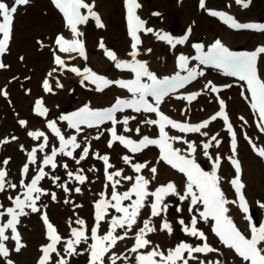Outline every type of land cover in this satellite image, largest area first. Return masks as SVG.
<instances>
[{
    "label": "bare ground",
    "instance_id": "bare-ground-1",
    "mask_svg": "<svg viewBox=\"0 0 264 264\" xmlns=\"http://www.w3.org/2000/svg\"><path fill=\"white\" fill-rule=\"evenodd\" d=\"M3 1L8 3L12 2V0ZM159 1L166 4L168 0ZM207 1H210V4H213L212 6L220 2V0ZM46 2V0H30V5L27 4L20 8L25 9L22 15H20L19 11L15 14L13 22L14 33L8 47V49L14 47V52H12L11 57L6 62L10 64L9 68L6 70L2 68L0 70V88L10 92L13 96L11 102H14V108L18 109L22 120L26 122L21 132L15 129V123L8 119L11 111L5 108L0 109V167L7 168L5 189L2 191L3 198L1 199V203L5 201L6 195H8L11 201H14L17 196L20 197L24 193L25 184L29 176L40 168L41 160L47 156L53 147H57L60 144L59 137L52 135L51 129L48 127L50 122H54L66 137L74 133L68 126V121L64 120L63 117L67 116L64 110L65 108L73 109L75 107L74 104L77 103L76 98H79L81 102H87L95 107H99L108 105L114 99L123 96L125 93L124 88L115 86L105 90H97L83 78V75L74 74L70 71L61 73L53 71L57 66L53 62L52 56H49V52L55 50L57 44L55 43L56 39L53 42H49L45 29L47 31L51 29L58 30L57 33L68 29V34L70 36L73 34L55 14L46 10ZM85 2L93 6L92 10L100 12L101 21L105 18L108 27L106 28V33L104 30H98L97 43L94 41L95 38L90 35L91 26L95 22L89 20L82 26L83 35L80 41L84 45L85 56H81L79 52H75V55L69 57L70 67L80 66L81 68H89L92 66V61L89 56L90 48H99L100 43L103 42L105 49L108 50L109 48L107 46L112 41L109 38V32H112V29H114L115 39V47L112 48L113 51L119 55L126 53L129 56V36L127 34L123 37V34L117 35V32H115L117 29L109 23L110 15H113L115 8V1L112 4L107 2V0H85ZM222 2L226 3L228 11L234 15L235 19L248 21L252 20V17L258 14L255 12L258 7L257 0H251L252 7L249 9H246L250 6L247 0H245L248 5L247 7L232 0H223ZM260 3L261 8L264 10V0L260 1ZM208 9L209 6L206 5L205 8L199 7L197 12L201 14L202 11ZM193 10L194 0H184L181 5L182 17L184 18L183 23L186 25H194L195 28L202 27L207 35L206 44L212 42L216 36L224 44L231 47L242 42L248 43L250 46H264V38L261 37L259 41L253 40L250 37L251 32H234L226 26L219 24H217L216 30H212L213 24L203 23V18H200L198 22L192 21L191 14ZM139 13L145 15L146 8L140 7ZM146 22L148 25L153 24V21L150 19ZM118 23L120 25V19ZM144 38H146V35ZM35 39H37L39 47L35 45ZM161 41V39L156 37V42ZM148 47H150V59L146 60V62L147 69L151 73L156 72L160 76H164L171 73L187 71L192 65V59L185 52L175 57L173 62L168 65L167 56L160 53L159 45L156 47L153 42H150ZM182 47L184 49L189 48L190 42H186ZM141 48L140 53L144 55L145 44L143 45L142 43ZM181 55L187 57L190 62V66L185 70H182L179 66V57ZM93 56L98 57L97 54H93ZM99 61L102 67H104L102 69L101 67L98 68L99 71L109 69L110 76L114 79H121L123 73L115 69L116 62L111 64L105 58V50L104 56L102 59L100 57ZM258 71L264 77V54L258 57ZM32 72H35L33 75L34 80L33 77L31 78ZM200 73L202 75H199L198 80L188 85L179 93L167 97L162 104V108L171 117L181 122H186L189 125L209 121L210 117L219 110V105L216 97L210 92V87L207 88V85L211 81L228 84V89L223 93V96L227 100L231 119L237 125L236 152L232 153L230 149L232 139L224 132L219 120L209 122L208 126L201 129L200 132H189L188 134L172 132L171 137L177 139H172L171 143L175 148L180 150L181 154L188 155V153H191L196 160L201 161L205 165L210 164L216 157L223 159L218 171L220 178L219 187L229 201H235V203L226 205L228 208L227 215L239 230L245 231L251 223L250 213L264 217V207H262L264 205V164L252 152L248 142L242 139L241 132H247L259 145H264V133H261L255 127L253 123L255 116L249 109V103L241 97L239 92L237 93L231 78L222 77L219 73L206 69H203ZM23 74L27 76V79L21 83L28 98H26L27 100L16 90V83L11 79L13 75H17L19 78ZM45 80L50 83L52 91H44L43 82ZM39 81L40 87L38 86ZM72 87L76 88L74 96L71 94ZM198 90H202V95H199L197 99L189 102L187 100L188 94ZM245 94L247 95L246 91ZM29 98L32 99L29 100ZM39 99L41 100L42 107L47 109L45 116H40L35 111V106ZM125 118H128L127 125L122 123ZM148 120H154V117L152 115L125 113L117 119V135L132 141L155 136L156 127L153 124L147 123L146 121ZM245 121L247 123L243 124ZM125 128L129 130L125 131ZM105 129L103 127L97 130L105 132ZM33 131H40L45 134L47 137V144L45 146L43 145L44 137L34 139L28 134ZM11 133L13 134L12 138L15 142H22L28 145L30 149L41 145L39 149L35 148L36 158L38 159L36 163L29 164L22 157L21 153L14 151V144H12V140L10 139ZM202 133H206V135ZM212 136H216V141H219V146H216V141H212V146L207 150L208 154L205 155L203 145L208 143ZM8 137L9 141L7 144ZM75 138L79 147L73 149L75 153L74 158L70 160L69 158H65L64 153H61L58 166L55 169L52 167L45 169V177L47 178L45 180L43 179V181L45 182L50 177L53 183L48 182V185L43 188V181L40 184L42 192L35 195L39 197L36 200V207L39 211L33 212L31 208H27L25 209L27 215H23V218L19 221L20 239L23 241V247L19 251L15 250L16 241L12 239V233L8 230L6 235L9 239L2 241V243L8 248L9 255L7 257L0 256V264H8L9 261L12 264L38 263L40 257L43 255L41 249L51 242L48 239V232L43 219L44 214H47L50 220L57 225L60 232L59 236L61 237V241L56 245L57 252L60 255L57 256L56 253H52L48 264H58L61 257L67 261V264H91V259L89 258L90 246L95 243L91 239L92 230L96 228L97 235L102 237L111 230V220L122 217L123 215L122 213H117L114 208L108 207L107 210L109 212L99 221L97 228L96 204L101 201H110L114 204L115 201L111 200L113 191L119 194L130 191L135 185L136 178L139 176H143L149 181L147 186L149 193L155 192L157 188L166 186L169 182H172L175 184L177 192L181 195L184 194L187 180L173 168L165 165L153 148H147L139 154H131L118 142L112 143L111 147H109L106 143V141L110 140L108 133L104 135L102 140H97L90 130L77 132ZM190 143L195 146V152H192L189 148L188 145ZM86 145H91V150L86 157H83L84 147ZM68 150H72V147L70 146ZM26 151L27 149H24L23 154ZM97 154L99 157L108 156L109 164L112 167H106L103 159L98 158ZM228 155H233L241 162L239 179L244 185L243 192L248 207L247 213L238 208V201L231 187V179L236 178L237 173L226 162L225 157ZM125 156L129 157L130 162L124 161L123 157ZM5 160L8 161L7 164L3 163ZM20 163L22 164L21 170L24 165H29L30 173L27 178H23L21 173L17 175L14 170V166ZM136 164H144L146 166L137 173L133 167ZM153 167L156 168L155 174L151 172ZM117 171L121 172V176H115V172ZM209 172H211V167ZM68 173H73L75 177L76 175L84 176L86 178L85 182L81 184L75 177L70 178ZM108 175L113 176L112 181L108 180ZM126 177H132V179L129 180ZM115 181L119 183L113 188ZM11 185H15V187L13 188ZM65 187L68 191H65ZM73 187L74 190L79 188L80 192H74ZM71 190L76 195L74 201L70 198L73 195L70 192ZM53 194H55V199L52 198ZM136 198L133 195L130 200H125L122 203L125 206H130ZM154 200L155 197L152 195L146 197L144 206L141 208L139 216L137 217V222L132 226L131 230H128L127 226L116 230L114 235H123L125 238L118 240L114 248L107 252L103 257L104 264H112L113 256L117 257L115 264H138V256L147 255L153 250L164 252L167 255L168 250H174L180 243H188L193 247L200 245L204 241L190 236L183 231L185 226L190 227L193 216L197 218V228L204 232L207 243L215 251L206 254L193 253L194 258L192 259H188V254L185 253L184 257L188 259V264H202V262L203 264H216V262H219V264H245L232 249L227 248L217 239L212 231L210 220L205 222L199 217V211H201L200 204L192 207L190 212V197L189 199L181 201L178 195L169 194L163 200V204L168 206L167 211H161L160 215L153 217L151 215L150 205ZM8 205L11 204H5L1 210H4ZM3 218L5 219L6 217ZM78 220L84 221L83 226L77 223ZM180 220L184 221L183 225L180 224ZM145 221H150V227L155 229L154 231L147 232L145 235V239L150 241V243L137 252H132L131 249L136 243L135 237L139 234V230L143 227ZM164 221H167L171 225V234L166 230H162ZM73 229L84 230L88 239L87 242L82 241L79 245H75V253L68 255L65 251L66 241L70 239L74 240L72 236ZM157 246L159 247L157 248ZM156 259L159 260V257H156ZM179 264H181V261Z\"/></svg>",
    "mask_w": 264,
    "mask_h": 264
},
{
    "label": "snow or ice",
    "instance_id": "snow-or-ice-1",
    "mask_svg": "<svg viewBox=\"0 0 264 264\" xmlns=\"http://www.w3.org/2000/svg\"><path fill=\"white\" fill-rule=\"evenodd\" d=\"M29 2L30 0H14L13 6L10 7L8 3L0 0V36H2V39H0V55H3L7 50L11 38L13 18L14 14L17 12V7L27 5ZM236 2L238 4H243L244 7L248 6L245 0H236ZM53 3L63 14L66 25L74 37H79L82 35V33L78 31V25L86 23L90 16L95 20L98 27H104L100 16L92 11L93 6L86 3L85 0H53ZM126 4L128 31L133 41L131 44L133 51L130 53V55L135 58L137 55V47L141 43L138 33L141 31L152 32L153 30L145 28V22L141 20V18L136 14V10L140 8V4L137 2V0H126ZM201 7H204L203 0H201ZM81 9H87L88 14H82ZM155 15H158V13H155ZM210 15L218 16L230 27L236 29L243 28L264 32V24H240L237 23L231 16L222 12L213 11L210 12ZM156 35L159 39L165 40L173 47H175L177 44L185 43L188 38L187 36H184L181 39H174L167 34L161 33H156ZM55 43L59 46V50L61 52H79L81 56H85L84 45L79 39L68 40L64 36L60 35L57 37ZM195 47L198 52L202 53L201 45H196ZM100 48L105 50V53L110 60L116 62L117 68L128 69L135 73V80L129 82L118 81L116 83H118L122 88H127L134 95L139 94V99L133 101L118 99L114 107L105 111H92L85 107L79 112L74 113L72 116L63 117V119L67 120L72 128L79 131V126L81 124H86L87 126L92 127L98 126L106 120H110L115 125L117 121L114 114L125 107L132 108L136 112L143 110L145 112L156 113L159 117V120H148L146 122L149 124H158L160 133L159 139H149L148 137H144L139 143H136L130 139H126L123 136L117 135L115 127H113L111 130L112 139L113 141H119L134 153L142 150L148 145L158 146L161 151L160 159L180 173H183L187 178V183L183 195L177 192L176 186L172 182H169L166 186L157 188L155 192L149 193L147 191L149 181L143 176H139L136 178L135 185L130 189V191H126L123 194L113 191L111 200L115 201L114 204H112L110 201H101L100 203H97L95 206L97 209V228L99 226V221L103 219L108 207L114 208L117 213H122L123 215L122 217L113 218L111 220V230L102 237L97 235L96 228L92 230L91 238L95 241V243L90 246L91 264H103L104 255L110 250L111 247L115 246L118 240L125 238L123 235H114L117 227L124 228L127 226L128 230H131L132 226L137 222V217L139 216L141 208L144 206L146 197L149 195L155 197L154 202L150 205L151 215L155 217L160 215L161 211H167L168 206L163 204V200L169 194L178 195L181 201L189 199L190 197V212L192 207L196 206L197 204H202L203 210L199 211V217L205 222H208L209 220L214 221V227L212 228V231L224 246L233 249L234 252L242 259V261L245 262V264H264V246H261L264 245V225L260 226L259 228L253 225L251 228V238H246V236L237 229L232 219L227 215L228 208L226 205L229 203H235V201H229L219 187L220 178L217 175L216 170L219 169L220 158L216 157L213 165L214 170L212 172H206L200 167L199 164L196 163L194 158L184 156L181 154L180 150L174 149L170 141L177 138L169 137L165 131L166 126H171V128L178 129L181 132H200L201 129H204L208 126L210 121H205L194 126L175 122L168 116L160 113L158 108V105L163 97L169 95L171 92L176 91L178 88L183 87L185 83L195 79L197 75L196 71L188 70V75L185 77L176 76L171 79L159 80L154 74L148 71L146 63L139 61H135L133 63L119 61L113 51L105 49L103 42L100 43ZM259 54H264V47H260L257 52L237 54L229 51L219 41H216L215 45L207 55L201 54L197 57V59H199L203 64H214L218 68H223L227 74L238 76L241 81H245L247 88L251 93V108L254 112L259 114L261 121H264V80L260 79L256 69V61ZM179 61L180 68L185 70L187 68L188 58L181 55L179 57ZM55 63L61 67L65 66V61L59 56L55 57ZM4 67L5 65L0 63V68ZM70 70L77 73L78 75H82L78 68L73 67ZM53 71H55V69H53ZM85 73L86 75H84V79L95 84L97 86V90H103V88L113 83L112 81H109L104 77L92 72L90 69H85ZM200 74L202 75V73ZM49 75H51V73H49ZM144 76H146L151 81V84L141 83V77ZM208 87H210L212 92L219 91V89H217V87L214 85H208ZM44 88L47 91H51L47 80L44 82ZM4 94L7 95L6 92ZM149 95L155 98L157 106H153L147 102L145 97ZM195 98V95H190L187 97V100L191 102ZM219 103L221 111L216 115H213L211 120H216L218 117L224 120L225 124L227 125L228 132L232 134L231 148L232 152L235 153L237 147L236 134L233 131L232 125L229 122L226 111L224 110V101L220 100ZM35 111L38 115L45 116L47 109L42 107L41 102H37ZM241 119L243 118L241 117ZM20 123L25 125L26 122L21 121ZM122 123L127 125L128 118H125ZM245 123H247V121H245ZM259 126L262 128V130H264V124ZM48 127L52 129L55 135L60 139V152L67 156H72V152L65 151V149L68 146H71L73 149L79 147V144L76 143L75 136L71 137L70 139H65V137L62 136L59 130L56 128L54 122H50ZM128 130L129 129L125 128V131ZM137 131L139 130L137 129ZM28 134L34 139L44 137V143L47 144V137L43 132L33 131L29 132ZM202 134L206 135V133ZM212 141H216V136H212L211 140L203 145L205 155L208 154L207 150L212 146ZM249 142L251 143V141ZM188 146L192 152H195V146L193 144L190 143ZM216 146H219V141H216ZM109 147H111V143L109 144ZM253 149L256 150L255 145H253ZM56 154V151L53 150L51 156L46 157L43 163L45 165H51L52 168L55 169L56 164L54 163V160ZM257 154L264 158V148L258 149ZM87 155L88 151L85 149L83 152V157H86ZM30 156L32 162H35V150L31 152ZM97 156L98 158L103 159L106 167H112L109 164L108 156L99 157L98 154ZM209 158L211 159V157ZM123 159L125 162H130L128 156L123 157ZM231 162L237 172V177L231 181V184L234 186L236 194L239 198V207L245 213H247L248 207L242 192L244 185L239 179L240 165L239 162L234 159H232ZM3 163L7 164L8 161L5 160ZM145 166L146 165L136 164L133 167L134 170L139 173ZM65 167H67V165H65ZM23 171L25 173L28 171L27 166L24 167ZM151 172L155 174L156 168L153 167ZM6 175V171L0 170V191H4L5 189ZM68 175L72 176L73 174L68 173ZM44 176L45 173L43 170H41L39 175L31 180L30 186H27V191L24 193L25 199L22 200L19 196H17L13 201L15 208L9 207L6 209V213L10 219L6 224L0 225V256L7 257L9 255L8 248L4 245V243H2V241H7L9 239V237L5 234L7 229H11V232L13 233L12 239L16 241L15 250L19 251L20 248L23 247V245L20 243L19 233L17 232L16 228V225L19 223L18 217L20 215H27V213L24 211L26 206L30 207L33 212L39 211V209L36 207V200L39 197H34L33 194L42 192V189H40L37 185ZM115 176H121V172H115ZM107 178L109 181L113 180L112 175H108ZM75 179L83 184L86 178L82 175H76ZM126 179L130 180L132 177H126ZM117 183L119 182L115 181L113 183V188H115ZM11 187L14 188L15 185H11ZM65 191H68L66 187ZM75 191L80 192V189L76 188ZM133 195H135L137 198L132 201L131 205L123 206L122 202L125 200H130ZM52 198L55 199V194L52 195ZM262 207H264V205H262ZM2 215L3 213H0V216ZM43 219L47 225L48 239L51 241V243L41 249L43 256L40 259L39 264H48L52 253H56L57 256L60 255V253L57 252L56 245L61 241V237L57 233L55 227L48 221L46 214L43 216ZM77 223L83 226L84 221L78 220ZM197 223V218L193 216L191 218L190 227L185 226L183 231L190 236L197 237L201 241H204L202 246L193 247L188 243H180L174 250H168L167 255H165L164 252L153 250L147 255L138 256V264H178L179 261H182L183 264H188V259L194 258L192 255L193 253L206 254L215 251V249L208 245L204 232L197 228ZM180 224L183 225L184 221L180 220ZM154 230V228L150 227V221H145L143 223V227L139 230V234L135 237L136 243L131 251L137 252L139 249L146 247L150 241L145 239V235L147 232ZM162 230H166L169 234H171V225L167 221H164ZM72 236L74 237V240L70 239L66 241L65 251L68 255L75 253V245H79L82 241L87 242L88 239L84 230L73 229ZM158 247L159 246H157V248ZM184 253L188 254V259H185ZM156 257H159V260H157ZM116 259L117 257H112V264H115ZM8 264H12V262L9 261ZM58 264H67V261L61 257L58 261ZM216 264H219V262H216Z\"/></svg>",
    "mask_w": 264,
    "mask_h": 264
},
{
    "label": "rangeland",
    "instance_id": "rangeland-1",
    "mask_svg": "<svg viewBox=\"0 0 264 264\" xmlns=\"http://www.w3.org/2000/svg\"><path fill=\"white\" fill-rule=\"evenodd\" d=\"M113 1H115V8L113 10V15L112 16L110 15L109 23H111V25H113L117 29V31H115V32H117V35L123 34L122 35V37H123L124 36V28H123V22H122L123 12H122L121 0H107V2H109L110 4H112ZM175 1L176 0H168L166 4H163L159 0H143V2H144L143 6L146 7V10H147V14H145V17L146 18L151 17L155 21V23H154L155 25L160 24L158 29H167L168 31H170V24H172V22L179 24L180 26H179L177 32H181L184 29L185 25L183 23L182 11L180 10V7H178L176 5ZM260 1H262V0H257L258 7L256 8L257 10L255 11L258 13L256 16H260L259 18H261V16H264V10L260 6L261 5ZM197 6H198V3L195 1L194 8L196 9ZM46 8L49 10V12L54 13L47 6H46ZM164 8H166V10H164ZM195 9L192 11V14H191L193 19L197 20L199 18H203L205 24L212 23L213 24L212 30L217 26V23L215 21L210 20L209 18L204 16V14L200 15L199 13H197V11ZM154 11H160L162 14L157 16V15H155ZM253 18H258V17H253ZM119 19H120V25L118 23ZM106 27H107V23H106L105 27L101 28V30L105 29ZM45 32L47 33V35H50L49 39L52 40L53 35L57 32V30L51 29V30L47 31L45 29ZM90 33L93 37H96L97 36V27L92 26ZM109 33H110L109 38L112 40L111 45L113 47H115L114 29H112V32H109ZM171 35H173V33H171ZM196 35H197V37H203V38L207 36L201 27L199 29H197ZM260 37H264V35L253 36L252 39L259 40ZM149 40L153 41L154 39L150 38ZM238 46H245V44H238L235 47H238ZM13 49H14V47H13ZM13 49L11 48V53L13 52ZM179 51H181V50H179ZM179 51L172 52V47L168 46L166 43H163L161 45V53L163 55H166L169 60L173 59V56L178 54ZM91 52H92V55L93 54L98 55L97 59H95L94 56L91 57L94 59L93 65L95 67H97L99 65V59H100V57H102V54L100 53V55H99L98 51H96L95 48H91ZM9 55H10V53H9ZM9 58H10V56H9ZM95 67H93V68H95ZM38 84H39V82H38ZM15 88H16V86H15ZM0 102L2 104L6 105L5 104L6 99H4L5 103L1 99H0ZM12 120L14 122L15 118L12 117ZM15 167H16V165H15Z\"/></svg>",
    "mask_w": 264,
    "mask_h": 264
}]
</instances>
